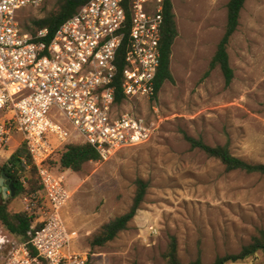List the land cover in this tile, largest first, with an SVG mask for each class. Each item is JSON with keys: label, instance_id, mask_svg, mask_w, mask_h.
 Here are the masks:
<instances>
[{"label": "rangeland", "instance_id": "1", "mask_svg": "<svg viewBox=\"0 0 264 264\" xmlns=\"http://www.w3.org/2000/svg\"><path fill=\"white\" fill-rule=\"evenodd\" d=\"M227 1L171 0L178 31L170 57L173 79L163 82L154 99H128L120 105L154 118L157 127L149 140L85 162L79 171L54 166L70 191L60 209L65 227L77 232L70 248L85 253L89 264H163L172 236L181 263L196 258L210 263L238 253L264 229V177L226 171L184 138L227 144L233 155L264 163V0H245L240 11L227 45L232 81L225 85L219 67L203 76L224 33ZM53 2L27 8L21 20L41 17ZM19 138L11 137L0 164L20 145ZM71 139L82 142L74 132ZM138 178L147 182V190L127 228L103 245H90L104 223L129 208ZM42 205L38 191L14 197L8 208L40 211ZM0 233L9 241L19 237L1 223ZM8 248L7 242L0 248V261ZM226 264H264V255L258 250Z\"/></svg>", "mask_w": 264, "mask_h": 264}, {"label": "built area", "instance_id": "2", "mask_svg": "<svg viewBox=\"0 0 264 264\" xmlns=\"http://www.w3.org/2000/svg\"><path fill=\"white\" fill-rule=\"evenodd\" d=\"M44 1L0 0V156L19 134L43 194V224H33L28 239L0 233V248L9 246L0 264H86L85 253L70 248L77 232L60 216L70 191L48 160L79 142L73 132L101 160L146 142L157 127L120 105L155 93L164 0H88L53 33L30 30L23 12Z\"/></svg>", "mask_w": 264, "mask_h": 264}, {"label": "trees", "instance_id": "3", "mask_svg": "<svg viewBox=\"0 0 264 264\" xmlns=\"http://www.w3.org/2000/svg\"><path fill=\"white\" fill-rule=\"evenodd\" d=\"M88 0H54L53 5L41 17H34L26 23L30 30L37 28H47L53 33L57 27L68 17H70L76 9ZM245 0H228L226 4V24L222 37L216 45L214 54L212 55L207 70L203 76H207L209 72L219 67L225 85H228L233 79V69L229 63L227 45L233 32L238 26L240 11ZM177 26L171 0H164L163 6V24L160 33V64L155 78V93L151 97L154 99L158 90L165 80H172L170 72V57L172 44L177 36ZM126 43V39L123 45ZM123 50V48H122ZM122 62L121 58L118 63V78L121 74ZM117 78V79H118ZM117 100L124 97L117 89ZM185 140L191 148L201 149L208 157L219 160L226 171L241 170L247 173H259L264 177V163H250L240 157L233 155L227 144L209 145L200 138H195L184 134ZM99 160L97 151L86 142H70L64 144L58 149L54 155L48 160L49 165L54 168L69 169L71 171H79L82 165L88 161ZM4 172L10 179L14 188V195L4 198L0 193V223L11 233L23 239H28V231L35 224V228L40 227L43 222L39 220L40 211L34 209L31 211L11 212L8 208L11 199L20 195L31 196L41 191V183L37 176L36 169L31 162L23 144L14 149L9 157L0 164V174ZM147 190V182L141 178L135 181V192L129 208L122 214L112 218L104 223L100 230L95 233L90 245H103L105 242L112 240L120 231L127 228L128 223L132 220L144 199ZM260 250L264 255V229H258L257 233L252 236L251 240L244 244L240 251L235 254H226L217 256L210 263H202L199 258L186 264H226V262L242 261L256 251ZM89 264V262H86ZM163 264H183L177 257V242L175 237H171L164 254Z\"/></svg>", "mask_w": 264, "mask_h": 264}, {"label": "water", "instance_id": "4", "mask_svg": "<svg viewBox=\"0 0 264 264\" xmlns=\"http://www.w3.org/2000/svg\"><path fill=\"white\" fill-rule=\"evenodd\" d=\"M7 191H9V194L11 196L14 195V188L10 182L9 177L7 176V174L2 172L0 174V193L2 194L3 197H6Z\"/></svg>", "mask_w": 264, "mask_h": 264}, {"label": "crops", "instance_id": "5", "mask_svg": "<svg viewBox=\"0 0 264 264\" xmlns=\"http://www.w3.org/2000/svg\"><path fill=\"white\" fill-rule=\"evenodd\" d=\"M13 150H14V149H13ZM13 150H12V151H13Z\"/></svg>", "mask_w": 264, "mask_h": 264}]
</instances>
